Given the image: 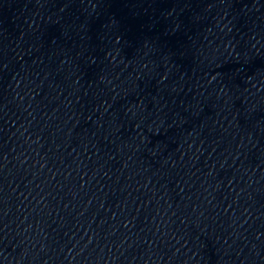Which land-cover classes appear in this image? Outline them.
<instances>
[{
  "label": "water",
  "instance_id": "obj_1",
  "mask_svg": "<svg viewBox=\"0 0 264 264\" xmlns=\"http://www.w3.org/2000/svg\"><path fill=\"white\" fill-rule=\"evenodd\" d=\"M0 264H264V0H0Z\"/></svg>",
  "mask_w": 264,
  "mask_h": 264
}]
</instances>
